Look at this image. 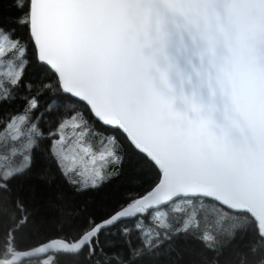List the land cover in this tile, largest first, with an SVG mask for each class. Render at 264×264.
Returning <instances> with one entry per match:
<instances>
[{"label":"snow or ice","instance_id":"snow-or-ice-1","mask_svg":"<svg viewBox=\"0 0 264 264\" xmlns=\"http://www.w3.org/2000/svg\"><path fill=\"white\" fill-rule=\"evenodd\" d=\"M0 264H264V0H0Z\"/></svg>","mask_w":264,"mask_h":264}]
</instances>
